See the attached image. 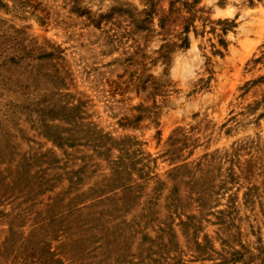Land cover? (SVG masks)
Listing matches in <instances>:
<instances>
[{
  "label": "rangeland",
  "instance_id": "obj_1",
  "mask_svg": "<svg viewBox=\"0 0 264 264\" xmlns=\"http://www.w3.org/2000/svg\"><path fill=\"white\" fill-rule=\"evenodd\" d=\"M239 7L0 0V264H264V0Z\"/></svg>",
  "mask_w": 264,
  "mask_h": 264
},
{
  "label": "clouds",
  "instance_id": "obj_2",
  "mask_svg": "<svg viewBox=\"0 0 264 264\" xmlns=\"http://www.w3.org/2000/svg\"><path fill=\"white\" fill-rule=\"evenodd\" d=\"M241 0H227V3L223 9L220 8L218 0H201V6L215 4V10L212 13L213 20H228L231 22L233 19L237 18V13H239L238 19L244 20L247 19L249 14L241 7H239ZM92 11H95V8H92ZM191 39V37H190ZM229 44L236 42L232 33H227L224 37ZM196 45L193 42V48L195 49Z\"/></svg>",
  "mask_w": 264,
  "mask_h": 264
},
{
  "label": "trees",
  "instance_id": "obj_3",
  "mask_svg": "<svg viewBox=\"0 0 264 264\" xmlns=\"http://www.w3.org/2000/svg\"><path fill=\"white\" fill-rule=\"evenodd\" d=\"M132 196H126V200L127 201H130L132 198H131ZM178 200V199H177ZM173 201H175V200H173ZM173 206H174V209H177V208H179V207H181L179 204H173ZM101 215H104V214H100V216H98V218H97V220L96 221H98V219L99 218H101L102 216ZM153 213L152 212H146V214L143 216L144 218H145V223L143 224L144 225V227H145V224H147L148 222H151V221H153ZM193 215H188V216H186V218H188L189 220H191V217H192ZM111 217V216H110ZM104 218H105V215H104ZM95 220V219H94ZM192 221V220H191ZM108 222V225H111V223H110V221H107ZM182 223L183 224H185V225H189L190 223H186V221H183L182 220ZM122 224H125V225H129L128 224V222H126V221H124ZM135 225L136 226H141V224H140V222H136L135 223ZM144 227H142V228H144ZM93 228H96V226H94V224H92V229ZM156 230H158V232H159V235H158V237H159V239L158 240H160V238H161V240H163L162 238L164 237V235H168V234H170V238H169V241L172 243L173 241H174V238L173 237H175V230L173 231V227H171V223L170 222H168V221H164V222H160V224H159V226L157 227V229H155V231ZM115 231L116 230H110V231H107V227H105L104 228V233H103V230H101L100 231V233H101V237L102 238H104L105 239V237H107L108 238V232H114L115 233ZM119 233H122V228L118 231ZM173 232V233H172ZM117 237H122V235L121 234H117L116 235ZM144 241H146L145 239H144ZM160 242V241H159ZM162 242V241H161ZM165 246H167V244H165V243H163Z\"/></svg>",
  "mask_w": 264,
  "mask_h": 264
}]
</instances>
